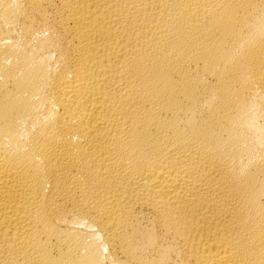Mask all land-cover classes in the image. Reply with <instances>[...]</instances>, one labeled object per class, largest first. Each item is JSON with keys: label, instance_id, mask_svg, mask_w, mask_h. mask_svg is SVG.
<instances>
[{"label": "bare ground", "instance_id": "bare-ground-1", "mask_svg": "<svg viewBox=\"0 0 264 264\" xmlns=\"http://www.w3.org/2000/svg\"><path fill=\"white\" fill-rule=\"evenodd\" d=\"M0 264H264V0H0Z\"/></svg>", "mask_w": 264, "mask_h": 264}]
</instances>
